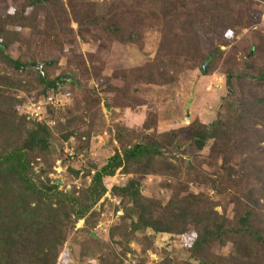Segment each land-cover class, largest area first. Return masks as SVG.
Instances as JSON below:
<instances>
[{"label":"trees","instance_id":"1","mask_svg":"<svg viewBox=\"0 0 264 264\" xmlns=\"http://www.w3.org/2000/svg\"><path fill=\"white\" fill-rule=\"evenodd\" d=\"M251 2L110 0L99 12L94 0H11L12 11L0 12V264H59L58 247L79 220L77 230L87 234L81 253L86 243L95 245L96 264H122L119 254L132 250L131 241L153 251L157 234L183 236L190 228L195 235L186 257L170 254L157 264H264V26L253 31L254 41L235 40L249 23ZM153 27L159 42L140 65L115 68L98 82L97 52L71 51L60 67L59 54L76 40L142 48ZM206 35H213V46H206ZM33 36L57 54L25 60ZM196 69L223 75L224 111L210 123L191 120L187 140L176 129L159 131L152 109L139 129L107 127L113 153L101 166L82 169L88 182L64 189L49 176L55 134L76 142L74 155L87 151L106 128L104 109L114 117L141 107L148 103L142 85L169 86ZM13 81L42 87V94L61 101L45 105L43 120L29 117L19 112L25 99L11 91ZM184 146L196 152L179 154ZM117 174L128 177L107 188L105 177ZM144 175L165 178L169 195H145ZM108 191L122 214L105 241L91 231ZM144 262L140 257L137 264Z\"/></svg>","mask_w":264,"mask_h":264},{"label":"rangeland","instance_id":"2","mask_svg":"<svg viewBox=\"0 0 264 264\" xmlns=\"http://www.w3.org/2000/svg\"><path fill=\"white\" fill-rule=\"evenodd\" d=\"M97 2V10L103 12L110 0H94ZM264 10V1L252 0L248 7L250 15L249 23L242 28L241 32L235 37V40L240 38H248L249 41H254L253 31L264 26V19L261 17ZM12 11L11 0H0V12ZM75 23L72 27L75 28ZM159 28L153 27L146 31L143 38V47L139 48L134 44H123L119 42L109 43L107 41H82L76 40L67 47L64 52L59 54L60 67L66 64L65 56L71 51L81 52H97V61L102 67V73L96 82L100 81L103 76L109 75L115 68H127L134 65H140L152 58L159 42ZM234 40V39H232ZM213 35H206L205 44L207 47L213 46ZM243 43V42H242ZM18 42L13 43L9 52L16 56L18 54ZM57 52L52 49H46L41 43L39 37L33 36L28 50L23 58L25 60H41L50 58L56 55ZM60 72V69L56 73ZM24 76L16 72V76ZM142 93L148 103L135 109H122L117 111L116 116H110L109 109H104L106 128L95 135L90 143L87 151L75 153L73 158L62 162L63 158L67 157V148H72L75 152L76 142L73 140L60 141L57 135L52 138L51 157L55 160L52 165L50 177L57 179L58 184L64 189H69L72 184L81 185L89 181V178L84 179L82 172L84 168H92L93 166H101L105 160L113 153V143L111 142V133L108 128H112L115 123L122 124L131 128L139 129L147 117L148 111L154 109L156 111V120L159 131L176 129L179 136L183 140L189 137L187 124L197 118L205 123H210L216 118L219 112H223L221 107L225 103V87L224 77L218 72L210 75H204L199 70H188L180 76V79L169 86L158 85H142ZM11 91L24 97L25 101L19 112L26 113L27 106L30 102L43 99L48 95L42 94V87L31 88L23 82L13 81L10 87ZM67 98V97H65ZM45 108V106H44ZM45 116V111H44ZM173 152H178L176 148H172ZM196 150L190 146H184L178 152L186 156L195 153ZM207 152V146L202 150V154ZM78 169L79 175L71 173L68 167ZM128 176L117 174L112 177H105V184L110 188L113 184L124 183ZM142 182V191L145 195H153L161 198H166L169 195L167 180L158 175L140 176ZM192 190L197 191L198 188L193 187ZM212 193V192H211ZM118 202L116 197L108 191L100 200V215L95 220L92 227V233H95L98 238L107 241L109 239V229L113 226L118 216L122 214V210L114 211V205ZM220 210V208H218ZM83 225V220H79L75 228L69 232L67 241L64 245L58 247V262L59 264H96L98 250L92 243H86L88 248L83 251V241L87 239V234L79 232L77 228ZM192 228L183 235L157 234L155 238L156 249L141 251L140 245L136 241H131L129 244L131 251H127L125 255L119 254L122 258V264H137L140 257L144 258V264H157L162 258L167 255L175 254L177 257H186L184 248H186L194 238ZM231 250L228 245L225 252ZM92 253H89L91 252ZM119 252V247H116Z\"/></svg>","mask_w":264,"mask_h":264},{"label":"built area","instance_id":"3","mask_svg":"<svg viewBox=\"0 0 264 264\" xmlns=\"http://www.w3.org/2000/svg\"><path fill=\"white\" fill-rule=\"evenodd\" d=\"M261 17L264 19V10L262 12ZM69 94L65 93L62 97H67ZM61 101V97L58 95L49 94L47 97L36 100L33 102H30V104L27 106L26 113L29 117L35 118L37 120H43L44 119V106L46 104H53L57 105ZM68 155L73 158L74 152L72 148H67Z\"/></svg>","mask_w":264,"mask_h":264},{"label":"water","instance_id":"4","mask_svg":"<svg viewBox=\"0 0 264 264\" xmlns=\"http://www.w3.org/2000/svg\"><path fill=\"white\" fill-rule=\"evenodd\" d=\"M203 68H204V66H203Z\"/></svg>","mask_w":264,"mask_h":264}]
</instances>
